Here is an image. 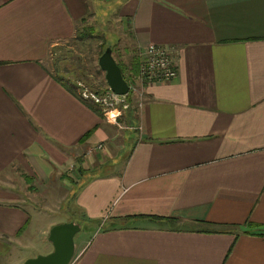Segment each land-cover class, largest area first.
I'll use <instances>...</instances> for the list:
<instances>
[{
  "label": "crops",
  "instance_id": "0c3cea01",
  "mask_svg": "<svg viewBox=\"0 0 264 264\" xmlns=\"http://www.w3.org/2000/svg\"><path fill=\"white\" fill-rule=\"evenodd\" d=\"M85 24L127 81L151 43L177 77L100 115L50 57ZM123 113L137 131L116 149ZM77 212V264H264V236L243 233L264 224V0H0V264Z\"/></svg>",
  "mask_w": 264,
  "mask_h": 264
},
{
  "label": "rangeland",
  "instance_id": "374dc122",
  "mask_svg": "<svg viewBox=\"0 0 264 264\" xmlns=\"http://www.w3.org/2000/svg\"><path fill=\"white\" fill-rule=\"evenodd\" d=\"M114 24L116 25L117 28H119L118 30H120L121 24L119 22H116ZM85 26H88V25L85 24ZM99 29H100L99 27H96L95 33H97V31ZM107 29H109V28H107ZM82 31L85 32L86 31L85 28L81 29V33H82ZM80 36H81V34H80ZM110 43H111V40H110ZM117 46H118V44H117ZM58 47H59V49L57 48L58 50L61 51L62 49H65L66 52H70L71 51L70 48L74 47V49L70 52V54L66 55V58L64 60L63 65L70 67L71 70L76 69L77 75H78V77H77L78 81H83L85 83L84 84L82 82V86H81L82 90L80 92H82V93L86 92L87 93L88 91H91V92L99 91L100 93H103L105 90H107L106 86L108 84H107V81L105 79V73L101 70L100 67H97V64L99 66V63H97V56H98L97 45L94 44V45L90 46L89 43H84L81 40L75 39V40L67 42L63 45H60ZM117 50H119V48H117ZM50 57H51V60L53 61L54 52L52 53V55ZM141 93H143V91H140L138 88L137 91L131 92L130 95H128L126 98L119 99L121 101L119 102L118 107H121V105L123 103H127V102L130 103L131 105H133V103H134L133 96L134 97L138 96V98H141V96L143 95V94L141 95ZM131 105H130V107H131ZM130 107H129V109H130ZM98 108L102 111V109L100 108L99 105H98ZM129 109H123V112H124V110H129ZM131 111H132V108H131ZM116 123L117 124L114 123L113 126H114V130H117L115 134L118 135L119 137H118V139H116L115 145H116V149H120L121 144H124V141L127 140L126 134L129 135L128 139L130 141H132V139H133L132 134H134L133 132H136L137 130L135 129V125L131 126V124H130V126L128 127V125H127L128 119H126V116L124 113L121 116V121L116 122ZM126 151H127V149H126ZM33 185H34L33 188L37 186L35 184H33ZM35 191L38 193H37V195H33L34 199H36L38 197L39 198L42 197V195L40 194V191H42V189L40 188L39 185L35 189ZM44 206H46V204ZM48 211L53 215L56 213V211H53V210H48ZM69 211H71V210H69ZM72 212H70V214H72ZM60 215H62L63 219H67V216L65 218V217H63V213L60 214V212H58L55 214L56 220H58L57 218L60 217ZM69 218L70 219H68L66 221L73 220L76 223L81 225V230L75 235V238H74L76 250L78 251L80 249V247L82 246V244L87 241L86 239L89 238V235H90L89 231L91 230V227L87 226V221L84 219V216H82V214L80 215V213H78V212L75 215L70 216ZM66 221H64V222H66ZM239 229H241V228H239ZM239 229L235 228L234 230L238 231ZM31 233H33V232H31ZM47 239H48V236H47ZM46 246L41 248L40 242L35 241L34 247H40L38 249L39 250L38 252H36L37 250L34 252L36 254V256L39 254H47L53 250V245H52V243H49V240L47 241ZM76 250H75V254H74L75 256H76Z\"/></svg>",
  "mask_w": 264,
  "mask_h": 264
},
{
  "label": "built area",
  "instance_id": "2783aa9c",
  "mask_svg": "<svg viewBox=\"0 0 264 264\" xmlns=\"http://www.w3.org/2000/svg\"><path fill=\"white\" fill-rule=\"evenodd\" d=\"M139 56V70L131 80H128L130 85L128 94L118 95L110 88H107L103 93L99 91L82 93L80 92L82 90V82L78 81V92L81 97L86 100H92L95 104L100 106L102 112L111 115L117 110L129 109L130 103L128 102L123 103L121 107H118V104L121 101L119 99L126 98L131 92L137 91L138 88L140 91H143L145 85L169 82L177 77V68L174 58L166 47L151 43L144 48ZM142 94L143 93H141V95ZM99 147H101V145ZM78 257V254H76V256L73 255L68 264H77Z\"/></svg>",
  "mask_w": 264,
  "mask_h": 264
},
{
  "label": "water",
  "instance_id": "95a60500",
  "mask_svg": "<svg viewBox=\"0 0 264 264\" xmlns=\"http://www.w3.org/2000/svg\"><path fill=\"white\" fill-rule=\"evenodd\" d=\"M99 67L105 72L109 88L118 95L128 94L130 85L124 77L122 68L116 61L113 50L109 46L99 58ZM81 225L74 221H66L54 225L48 235L53 250L47 254H39L27 258L22 264H68L75 254V235Z\"/></svg>",
  "mask_w": 264,
  "mask_h": 264
},
{
  "label": "trees",
  "instance_id": "16d2710c",
  "mask_svg": "<svg viewBox=\"0 0 264 264\" xmlns=\"http://www.w3.org/2000/svg\"><path fill=\"white\" fill-rule=\"evenodd\" d=\"M86 31H82L84 35L81 33L80 38L78 40H81L84 43H89V45H97V63L99 61L100 56L104 53V51L107 49V47H111L112 50L114 51L115 49V43L111 41L110 39L104 34L103 32L97 31L95 33V27H85ZM90 38V39H89ZM59 49V48H58ZM56 50L54 53V60H55V74L54 76L64 83L76 96H78L83 102H85L89 107L93 108L96 112H98L100 115L102 111L98 108V105L95 104L91 100H86L83 99L78 92L79 86L77 85L78 82V75L76 69L71 70L70 67L64 66L62 63L64 62L66 55L70 54V52H66L64 49L63 50ZM64 56V57H63ZM120 67L122 68L124 77L127 79L128 74L127 73H134L133 69H128V66H125L123 63L118 62ZM97 67L98 64H97ZM133 68V66H132ZM100 69V68H99ZM130 76V75H129ZM64 80V81H63ZM83 82V81H81ZM84 83V82H83ZM85 84V83H84ZM131 111V110H130ZM89 134V133H88ZM233 229L235 228H240V226L236 225H229ZM246 229L243 230V233L245 234H251V235H258V236H264V224L256 223V222H247L246 223ZM207 232H212L213 230H204Z\"/></svg>",
  "mask_w": 264,
  "mask_h": 264
}]
</instances>
